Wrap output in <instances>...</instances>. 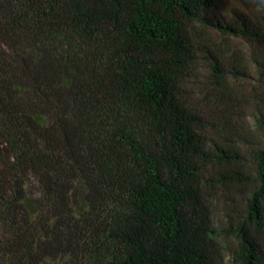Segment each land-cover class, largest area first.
I'll use <instances>...</instances> for the list:
<instances>
[{"label": "trees", "instance_id": "16d2710c", "mask_svg": "<svg viewBox=\"0 0 264 264\" xmlns=\"http://www.w3.org/2000/svg\"><path fill=\"white\" fill-rule=\"evenodd\" d=\"M0 264H264V0H0Z\"/></svg>", "mask_w": 264, "mask_h": 264}, {"label": "rangeland", "instance_id": "374dc122", "mask_svg": "<svg viewBox=\"0 0 264 264\" xmlns=\"http://www.w3.org/2000/svg\"><path fill=\"white\" fill-rule=\"evenodd\" d=\"M239 46H242V43L241 42H237Z\"/></svg>", "mask_w": 264, "mask_h": 264}]
</instances>
